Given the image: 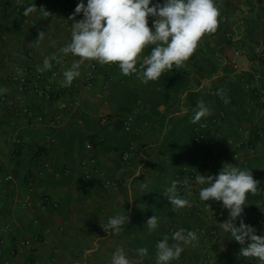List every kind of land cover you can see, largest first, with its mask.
<instances>
[{
  "label": "crops",
  "instance_id": "obj_1",
  "mask_svg": "<svg viewBox=\"0 0 264 264\" xmlns=\"http://www.w3.org/2000/svg\"><path fill=\"white\" fill-rule=\"evenodd\" d=\"M0 2V254L6 252L0 258V264L16 252L19 247L18 240L33 238L32 233H40L42 237L32 249L36 257L34 264H40L46 235L65 232L67 229L66 231H79L87 237L88 232L93 233V230L99 228L98 225L101 226L104 215L102 208L97 206L98 203L94 208H87V204L90 200L102 201L103 197L108 195L107 187L113 185L115 190V215L127 213L131 203L139 199L142 188L133 186L130 197L125 189V179L139 172L144 173L148 180L154 178L156 173L152 168L155 166L154 153L158 131L157 134H151L149 127H146L140 140L142 147L130 157L128 166L123 165L121 171H115L113 174L103 172L101 178L105 182L106 193L98 194L92 190L93 195L83 200L78 194V179L82 177L85 185L91 176L85 179L84 171L91 170L96 173L98 165H108L109 156L100 154L97 165L91 157V147H85L79 155L75 146L74 160L70 162L63 156L68 149L56 148L55 136L67 138L72 126L80 122L79 115L82 113H88L99 121L100 115H104L106 122L107 115L112 111L105 95L111 93L115 82L138 87L140 80L135 74L123 76L115 64L102 66L96 62H85L80 68L81 75L74 79L70 86L61 87L63 72L79 59L71 54L64 56L60 49L71 42V29L76 22L75 18L71 17L81 0H22L20 4H17L16 0ZM33 3L37 10L25 16L24 9ZM83 3L86 5L87 0H83ZM152 3L163 2L152 0ZM217 3L220 5L217 31L214 35L206 34L202 38L197 50L185 64L186 70L189 71L190 85L194 86L198 74L202 73L204 77L200 79L199 87L204 96L210 94L215 86H225L230 80L239 82L247 92L264 88V62L257 57L259 50L264 54V0H217ZM41 7L49 15L46 16ZM82 17L83 13L76 15V19ZM222 18L225 19L224 22L221 21ZM152 20L150 17V27ZM41 32L43 36L38 39ZM228 40H231V43L227 42ZM143 57L145 56L142 53L141 58ZM45 58L50 60L51 69L37 71L38 66H43ZM90 64H95V69L93 86L88 88L85 78ZM12 75L24 77L27 87L20 89L11 82ZM246 104L247 110L250 111L249 121H242L238 129L251 133L254 128H264V113L255 108V99H247ZM187 108L185 94L174 97L167 112L170 122L186 112ZM158 109L162 113L165 112L162 105ZM209 110L210 113L213 111L211 108ZM57 115H62L58 123L55 122ZM84 133L87 134V131ZM239 133H229L226 129L220 134H213V143L207 150L208 166L198 175L218 174L230 158L241 169L243 161H247L246 166L252 170L254 179L264 188V139L252 152L225 145V135L228 141H236L240 137ZM241 136L246 137L243 134ZM15 143H20L23 147L17 151ZM132 146L136 148L137 143ZM36 149L40 151V158L36 164L30 163L31 154L36 152ZM82 161H85L84 166L81 165ZM53 167L63 171V185L58 186L57 179L52 176L50 169ZM7 176H10V179H6ZM55 177L59 176L55 174ZM191 183L193 192L197 194L193 195L189 187L181 191V197L189 200L191 207L176 211L165 222L172 220L178 227L188 230L194 229L199 222L198 237L208 229L213 235L210 236L213 245L208 249L210 255L215 253V260L211 264H217L219 258L228 251L225 238L227 232L219 223L228 219L229 212L222 206V202L200 200L198 192L202 186L196 183L195 178ZM112 191L110 192L113 193ZM69 193L71 201L66 208L64 219L58 212L51 214L44 205L47 201L55 204ZM17 202L19 203L16 204ZM127 203H130L128 208ZM207 203L211 209L207 207ZM256 204L264 215V199ZM213 206L219 210L217 217L212 215L215 210ZM249 209L251 206L246 204L244 211ZM87 213H92L95 217L92 227L87 222L79 221ZM211 217L218 219L214 221ZM262 230L257 235H263L264 229ZM222 234L224 240L221 239ZM76 240L73 241L72 248L65 246L64 249H68L66 256L59 255L58 258L67 260V264H87V253L94 249L87 248L84 239ZM202 248L206 247L198 244L192 250L184 249L182 253L191 256L203 251ZM202 254L200 253L201 256ZM52 255L53 253L47 258H53ZM24 260L23 264L26 263V259Z\"/></svg>",
  "mask_w": 264,
  "mask_h": 264
},
{
  "label": "trees",
  "instance_id": "obj_2",
  "mask_svg": "<svg viewBox=\"0 0 264 264\" xmlns=\"http://www.w3.org/2000/svg\"><path fill=\"white\" fill-rule=\"evenodd\" d=\"M227 42L231 43V40ZM150 51V48H146L143 55L146 57ZM262 55L263 57L260 60L264 62V54L262 53ZM118 70H120L119 67ZM188 77L189 71L184 66L180 69L173 68L171 71H166L158 81H150L148 84H143L140 81L138 87L115 82L111 93L105 95L112 111L107 115L105 123L101 124L98 119H93L90 114L82 113L79 115L80 122L72 126L67 138L59 135L55 136L54 144L56 148L65 147L68 149L63 154L65 159L73 162L74 147H77V154L81 155L88 144L92 148L91 157L96 164L100 154L109 156L108 165L103 167L97 164L98 170L113 174L115 171H121L123 165L128 166L127 163L130 161V157L141 149L142 143L140 140L146 127H149L151 134H157L158 131V142L155 145L156 151L154 153L155 166L152 168L156 174L151 180H148L146 175L141 172L137 175L128 176V179H131V188L139 186L142 188V193L139 199L133 201L130 209L127 210L125 215L128 216L129 222L125 223L118 233V238H122L125 241L127 252L134 254L138 259L140 258L135 250L140 247L148 249V257L140 260L142 264H155V245L163 235L167 234L171 242L172 233L169 232L164 223L176 211H173L170 201L164 194L166 189L171 186L172 181L181 182L187 180L189 182L208 166L209 157L207 150H209L210 144L213 143L214 133L220 134L227 129L229 133L238 135L239 124L242 121H249L248 115H250V111L247 110V99H255V108L259 110L257 91L249 90L247 92L237 81H227L225 86L219 84L214 87L210 94L204 96L199 87L200 79L204 77V74H198L197 79L193 83L194 86L190 85ZM220 90H223V95L228 98V103H225L224 99L217 95ZM183 94H185L188 108L186 112L178 115L173 122H170V117L167 115L169 103L177 95ZM201 99L213 111L210 115L201 118L199 122L192 123L191 120L197 107V101ZM161 105L165 110L163 113L158 109ZM127 117H131L132 121L129 129L125 130L124 121ZM85 130L87 134L84 133ZM260 130L254 128L250 133L247 140L249 148L253 149L264 139L258 135ZM211 137H213V140ZM225 137V145L232 146V144L228 143L227 135ZM197 138L201 140L200 144H196ZM208 139H210L209 142ZM133 143H137L136 148L132 146ZM14 146L17 151L23 147L20 143H15ZM125 153L128 155L127 160H123ZM39 158L40 151L36 149V152L31 154L30 163L36 164ZM146 162L148 161L146 160ZM242 168L248 169V166H243ZM50 171L52 176L57 179L58 186L63 185L64 182L61 181L64 176L63 171L54 167ZM55 174L59 177H55ZM71 174L72 172H70L69 176ZM83 182L81 177V179H78L77 184L78 194L83 200L90 198L93 195V191L98 194L106 193L105 182L96 173L91 174L85 185ZM259 187L258 194L247 195V205L253 206V204L264 199V188ZM182 189L183 186L181 187L179 183L177 191L180 196ZM70 201L71 195L69 193L55 204L47 201L44 202V205L51 214L58 212L61 218L64 219L66 208ZM213 209L215 210H213L212 215L217 217L219 210L214 206ZM154 215L159 218V225L155 231L149 232L146 222ZM240 219L241 217H238L234 221L236 226H239ZM79 221L87 222L92 227L95 217L92 213H87ZM196 224V227L191 230L198 232L200 225L199 222ZM181 228L183 227H176V231ZM89 234L88 232L87 235ZM206 235L213 236L210 232H206ZM32 237L35 244L42 240L40 233H32ZM225 238L228 242V251L219 258L217 264H256L254 261L250 262L247 258L239 256L241 245L231 239L230 233L227 232ZM32 249L28 251L25 264H34L36 260ZM4 253L6 252L0 254V258ZM199 255V252L191 256L182 253L180 258L172 261L171 264H177L178 262V264H196L202 260Z\"/></svg>",
  "mask_w": 264,
  "mask_h": 264
},
{
  "label": "clouds",
  "instance_id": "obj_3",
  "mask_svg": "<svg viewBox=\"0 0 264 264\" xmlns=\"http://www.w3.org/2000/svg\"><path fill=\"white\" fill-rule=\"evenodd\" d=\"M21 2L16 0L17 4ZM219 7L217 0H164L162 4H153L152 0H87L86 5L81 0L71 17L76 20L71 29V42L60 49L64 56L71 54L79 59L63 72L60 86H70L81 75L80 68L85 62H96L102 66L118 65L123 76L135 74L143 84L158 81L166 71L184 67L202 38L217 31ZM40 9L44 10L42 7ZM36 10L35 4H30L24 9V15L28 16ZM80 13H83V18L76 19ZM45 15L49 13L45 11ZM150 17L153 18L151 27ZM42 36L43 32L38 39ZM146 48L151 51L141 58ZM51 67L50 60L45 58L43 66H38L37 71L43 72ZM217 95L225 103L229 102L223 90L218 91ZM208 115L209 108L202 99L198 100L191 122L197 123ZM195 180L202 186L198 192L200 200L222 202V206L228 210V219L219 224L231 234V239L241 245L239 256L264 264V235L255 234V228L245 224L242 218L239 226L234 223L238 217H242L247 195L258 194L260 182L254 179L252 170L224 163L218 174H199ZM179 183L172 181L164 194L173 211L191 207L189 200L178 194ZM125 189L131 197V179H125ZM207 207L211 209L208 203ZM128 222L127 215L117 214L109 217L107 223L101 226L108 233H119ZM158 225L159 218L155 215L146 222L149 232L155 231ZM198 242L194 230L181 228L174 231L171 242L167 234L163 235L155 245V264H171L180 258L186 247H196ZM135 251L139 260L129 259L123 248H117L110 264H140V260L148 257L146 247Z\"/></svg>",
  "mask_w": 264,
  "mask_h": 264
},
{
  "label": "rangeland",
  "instance_id": "obj_4",
  "mask_svg": "<svg viewBox=\"0 0 264 264\" xmlns=\"http://www.w3.org/2000/svg\"><path fill=\"white\" fill-rule=\"evenodd\" d=\"M191 185H192L191 182L184 184L182 190H186L189 187L191 189L190 191L193 192ZM112 186L107 187L108 195L110 194L109 196L108 195L104 196L103 200L98 201V202H95L94 200H90V203L87 204L88 205L87 208H91V207L94 208V205H97V203H98L97 206L102 208L104 215L102 214L103 223L101 224H106L108 218L115 215V198H114L115 190L113 189ZM111 190H113L112 191L113 193L110 192ZM194 194H197V193L193 192V195ZM18 203L19 202H17L16 204ZM129 205L130 203H127L126 207L128 208ZM217 219H213V220L217 221ZM164 224L167 228L168 227H174V228L178 227L177 223H174V221L172 222V220L167 221ZM98 227L99 228L97 230H93V233L86 235L87 237H84L82 233H80L79 231H75V230L66 231L67 229L65 230V232L64 231L61 233L55 232L53 234L46 235L47 238L43 242V245L45 246L41 249L42 255L40 256V259H39L40 264H67V260L61 259L58 257L59 255L66 256L65 254L68 251V249H64L65 246L72 248V246L74 245L73 241H77L76 239H79V238L84 239V243H85V246H87V248L94 249L87 253L88 254L87 264H110L112 254L115 252L117 248H123L129 259L139 260L136 256H134V254H129L127 252L125 241L122 238H118V233H115V232L106 233V230L104 228L103 230H101L102 226L98 225ZM207 230L204 231L201 237H198L199 238L198 244H200L201 247H206V248L204 249L202 248L203 251H201L202 249L200 250L201 252L199 253H203L200 258L202 260L198 261L196 264H211L215 260V257H213L215 253L213 255H210V251L208 249L210 246L213 245L212 243L213 239L210 238V235L209 236L206 235V232H208ZM221 239L224 240L223 234L221 235ZM27 240L29 242L28 246L19 245V247L16 248L17 249L16 252L10 255L9 257H7L6 261L8 262V264H23L24 263L25 261L24 259H26L28 251L36 246L33 241L34 240L33 238L24 239V241H27ZM18 241H23V240L20 239ZM192 248L194 247H186L185 250L187 251L192 250ZM48 252L53 253V255L51 256L53 258H47L51 254V253L48 254ZM4 261L5 260H3V262ZM140 264H142L141 261H140Z\"/></svg>",
  "mask_w": 264,
  "mask_h": 264
},
{
  "label": "built area",
  "instance_id": "obj_5",
  "mask_svg": "<svg viewBox=\"0 0 264 264\" xmlns=\"http://www.w3.org/2000/svg\"><path fill=\"white\" fill-rule=\"evenodd\" d=\"M1 1V0H0ZM162 2H164V0H162ZM0 7H1V2H0ZM83 18V17H82ZM225 19L222 18L221 21H224ZM208 35H214V33L212 34H208ZM257 57L259 59H262L263 55H262V52L259 50L257 51ZM94 69H95V64H90L89 66V71L87 72L86 74V78H85V82H86V85L88 88L92 87L93 86V78H94ZM11 82H13L14 84L18 85V87L21 89L23 87H27V83L24 79V77H21L19 75H12L11 78H10ZM37 90V89H35ZM257 104H258V108H259V111L260 112H264V88L260 89L257 91ZM62 119V115H57L56 116V123L60 122V120ZM106 118L104 115H100V122H105ZM131 121H132V118L131 117H127V119L124 121V126H125V130H128L130 125H131ZM214 121V120H213ZM239 134H240V137L239 139H237L236 141H229L228 143L229 144H232V146H234L235 148L237 149H246L250 152H252V148H249L247 146V138L249 136V131H246V130H242V129H239ZM245 135L246 137H242L241 135ZM258 135L262 138H264V128H262L260 131H258ZM18 140H16L17 142ZM200 139L197 138L196 139V144H200ZM90 146L87 144L86 145V148H89ZM128 159V155L125 153L124 154V157H123V160H127ZM92 161V160H91ZM227 163L229 164H234V161L233 159H227ZM248 163L247 161H243L242 165L243 166H246ZM81 165H85V161H82L81 162ZM44 166H46V164H44ZM236 166V165H235ZM262 168L264 169V163L262 164ZM96 174L98 176H103V172L99 171V170H96L95 171ZM91 170H85L84 171V178L85 179H88L90 176H91ZM6 179H10V176H7ZM194 179H191L189 180V182H192ZM188 183V181H187ZM184 181H181L180 182V185L181 187L184 185ZM252 208L247 210V211H244L242 213V219L244 221L245 224H248L250 226H252L253 228H255L256 230V233L255 234H260V232H262L264 229V215L262 214L261 212V208L258 204H253V206H251ZM213 213V212H212ZM169 230L170 233H173L174 231H176V228L174 227H168L167 228ZM264 235V234H263ZM1 244V242H0ZM18 244L21 245V246H28L29 245V242L28 241H18ZM248 261H254L256 264H258V261L255 260V259H248ZM3 264H8V262L5 260L3 262Z\"/></svg>",
  "mask_w": 264,
  "mask_h": 264
}]
</instances>
